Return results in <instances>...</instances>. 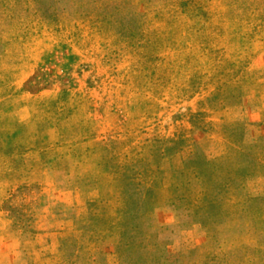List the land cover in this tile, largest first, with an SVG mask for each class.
Segmentation results:
<instances>
[{"label": "rangeland", "instance_id": "rangeland-1", "mask_svg": "<svg viewBox=\"0 0 264 264\" xmlns=\"http://www.w3.org/2000/svg\"><path fill=\"white\" fill-rule=\"evenodd\" d=\"M132 2L142 13L157 5ZM225 2L209 6L221 12L217 20L231 34L212 56L190 54L193 35L204 25L198 14L185 18L173 46L159 33L162 47L147 59L146 50L76 22L87 0L59 3L71 21L67 27H36L26 3L0 0V264L30 263L40 248L47 256L36 264H157L156 258L159 264H210L213 252H231L247 241L241 218L217 221L208 236L187 211L173 222L159 210L138 218L134 243L141 246L132 247L113 201L86 203L100 190L98 162H107L108 177L116 164H128L135 187H153L163 203L181 191L180 184L171 185L178 167L186 177L199 173L195 154L218 155L226 141L237 146L255 139L245 120L254 119L251 102L264 103V91L254 99L250 92L264 81V29L256 28L255 12H264V0H249L245 19L236 9L228 12ZM227 80L220 97H212ZM61 92L68 94L65 101L47 107ZM222 99L229 105L240 101L245 120L222 124ZM245 187L251 197H264V173L249 177ZM13 241L20 258L11 256ZM120 248L128 251L123 261Z\"/></svg>", "mask_w": 264, "mask_h": 264}, {"label": "trees", "instance_id": "trees-1", "mask_svg": "<svg viewBox=\"0 0 264 264\" xmlns=\"http://www.w3.org/2000/svg\"><path fill=\"white\" fill-rule=\"evenodd\" d=\"M4 1H13L15 4L26 3L30 9L31 22L35 23L36 27H49L51 24H62L67 27L71 23L68 17L64 16L65 9L59 5L62 0ZM213 1L223 0H150L157 3L156 7L142 13L134 8L132 0H87L89 7L78 15L76 22L93 30L99 36L112 37L136 50H146L147 53L143 56L149 59L158 47H162V44H159V33L167 34L169 45L173 46L174 40L179 37L178 33L180 35L181 30L185 29L183 22L185 18L199 14L204 18V25H200L193 35L194 44L190 48V54L198 53L202 58H208L214 53L217 44L231 36L230 33L226 34L223 31L221 21L217 20L221 12L209 11ZM224 1L229 8L228 12L237 10L239 19H245L246 14L251 12L248 11L249 9L246 10L249 0ZM16 12L14 10L10 13L13 15ZM255 12L260 19V24L256 28L264 29V12L258 8ZM216 20L219 23H216ZM227 82L229 81L216 86L214 93H211L212 97L213 94L214 97L221 95L223 88L228 86ZM67 97L66 92H61L55 100L46 101L47 107H56ZM224 100L220 102L222 112L224 111L222 124L231 127L241 123L243 119L241 102L229 105ZM40 105L44 107L43 104ZM75 154L79 156V150H76ZM66 158L64 157L62 161ZM192 159L199 173L194 177H186L182 173L184 167H178L174 171L175 177L171 185L180 184L181 191L163 203L157 201L153 187H147L144 192H140L135 187L136 173L128 164H116L113 173L108 171L112 177H108L107 162H98L99 174L95 181L99 184L100 190L95 189V198L86 199V203L97 201L99 198L113 201L117 206L118 219L124 223L125 236L132 240V247L137 248L141 246L134 243L141 230L138 218L149 213L154 214L159 210L170 213L173 222L180 221V213L187 211L188 215L194 217L195 224L204 228L208 236L217 221L220 223L241 218L246 225L247 241L241 242L231 252L223 254L213 252L212 255H207L210 257L209 262L219 264L218 262L221 261L220 264H226L231 260L238 264H264V197H251L245 187L249 177L264 173V140L258 138L251 144L237 146H232L226 141L222 143V150L218 155L197 153ZM157 224L163 227L161 223ZM252 235L255 238L250 242ZM148 239V243L153 240ZM246 242L249 244L246 245ZM146 245L144 243L142 249H146ZM127 252L125 248L119 249L118 255L122 261ZM156 259V263L159 264L160 258ZM139 262L143 264L144 261H136L138 264ZM203 264H208V261Z\"/></svg>", "mask_w": 264, "mask_h": 264}, {"label": "crops", "instance_id": "crops-1", "mask_svg": "<svg viewBox=\"0 0 264 264\" xmlns=\"http://www.w3.org/2000/svg\"><path fill=\"white\" fill-rule=\"evenodd\" d=\"M263 86H264V81H260V82L254 83V85H252L250 87V92L252 94V98L253 99L255 97V93L261 94V91H264V87ZM259 104L260 105L256 106V105H254L253 102H251L250 107H251V110L253 112L252 113V116H253L254 119L252 121H249V122L244 119V118H246L245 106L244 107H241L242 117H243L242 120L243 121L245 120V122H246V124H245L246 125V128H247L246 130L250 129L251 132H252V134H254V138L255 139L253 141H249L250 143L254 142L261 135H263L262 129L264 128V124H261L259 126L258 120L264 118V103H259ZM13 243H14V245H12V248L14 250H16V251L15 252H12L11 256H13L14 258L15 257L16 258H20L19 257L20 256L19 255V252H17L18 251V248L15 247V244H17V243H16V241H13ZM39 250L42 253H40L39 256L36 257V258H32L31 261H30V263H28L27 261L26 262L23 261V262H20V263H14V260H13V261L6 262L5 264H36L37 262H39L41 260L44 261L45 257L47 256V249L40 248ZM2 258H7V255L6 254L5 255H2ZM20 261H21V259H20Z\"/></svg>", "mask_w": 264, "mask_h": 264}]
</instances>
